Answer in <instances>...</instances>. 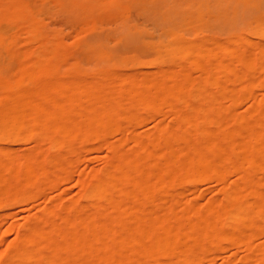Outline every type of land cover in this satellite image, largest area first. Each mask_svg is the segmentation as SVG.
<instances>
[{"label":"bare ground","instance_id":"6f19581e","mask_svg":"<svg viewBox=\"0 0 264 264\" xmlns=\"http://www.w3.org/2000/svg\"><path fill=\"white\" fill-rule=\"evenodd\" d=\"M234 1L254 10L249 33L261 42L263 0ZM221 2L230 1L191 0L162 39L142 40L122 58L161 65L151 76L120 75L105 47L85 43L77 53L108 68L61 70L72 49L45 34L23 0H0V20L24 32L26 45L36 44L20 49L0 33V51L20 67L10 77L0 69V209L57 189L73 172L76 152L90 146L109 153L102 170L80 179L75 198L52 196L11 228L16 237L0 250V264H264V95H255L263 86L264 42L185 34L197 33ZM70 4L92 27L126 9L125 0ZM246 100L249 110L238 113ZM148 119L153 128L138 131ZM16 144L30 146L8 155ZM210 177L225 185L218 199L180 203L176 187L194 195ZM240 246L239 260L225 255Z\"/></svg>","mask_w":264,"mask_h":264},{"label":"rangeland","instance_id":"374dc122","mask_svg":"<svg viewBox=\"0 0 264 264\" xmlns=\"http://www.w3.org/2000/svg\"><path fill=\"white\" fill-rule=\"evenodd\" d=\"M229 1L224 4L223 2L216 4L221 6L213 8L212 17H215L211 18L206 25L201 26L197 33H195L196 31L186 30L185 34L191 38H202L207 35L212 40V43L225 42L230 40L231 37L240 34L252 36L249 33V29L255 15L254 10L241 1ZM23 2L28 5L36 19L43 24L45 34L60 36L65 45L72 49L73 56L66 59L61 70L68 69L72 65H76L84 72L91 73L98 69L108 68L106 61L90 54L82 57L80 53H77L76 45L85 43L105 47L111 53L116 72L120 75L133 73L154 75L161 65H157L155 61L148 57L141 58V63L134 66L126 62L129 57L126 58L125 63H123L122 58H124L126 53L136 49L142 40L162 39V31L169 26V20L176 21L181 12L191 10V0H125L126 9L123 14L101 16L96 20L94 27H92L86 23L82 17L83 15H79L80 11L77 12V9V11L73 9L70 0H23ZM211 4L214 5V2L212 1ZM19 31L21 30L17 29L15 25L6 20H0V33L8 40L12 37L16 38V41L18 40L16 42L17 46L21 49L24 45L28 46L26 45L28 40L24 43L26 34ZM252 37L255 43L260 42L257 37ZM261 42H264V39ZM33 46L28 47L35 48L36 44ZM18 62L7 51H0V69L5 75H9V77L17 76L18 72H20ZM192 74L194 76L198 75L197 72ZM261 81L263 83L262 88L255 91L257 97L264 95V76H262ZM249 106V100H246L237 107V112L245 113L249 110ZM170 123L171 117L168 115L164 119V124ZM154 125L155 120L148 119L137 126L136 129L140 132H147ZM116 139L117 137H111L110 141H115ZM94 144L96 143H91V145ZM29 146L16 144L14 151L8 153V155L23 154ZM127 146H130V143ZM76 154L77 160L74 164L73 172L64 182L59 184L57 189L41 192L33 201L12 204L0 209V233L4 232L5 236L3 241L0 240V250L4 249L7 243L15 239L16 230L14 228L13 230L11 229L13 226L17 227L25 224L26 217L37 214L40 208L47 203V199L52 196L63 193L64 200L75 198L80 193V179L92 171L102 170L109 156L106 148L103 147L99 151H95L90 146L80 152H76ZM233 179H235V176L230 175L229 180ZM224 186L221 182L210 177L209 180L198 186V191L194 195L185 194L183 186L176 187L174 192L182 199L180 201L181 204L194 198L199 205H203L208 200L218 199L220 197L219 192ZM261 241L263 239L259 237L252 242L257 244ZM232 253H236L234 255L236 261L245 255L244 248L241 246L238 251L229 250L225 255ZM220 262L221 258H217L216 264H220Z\"/></svg>","mask_w":264,"mask_h":264}]
</instances>
